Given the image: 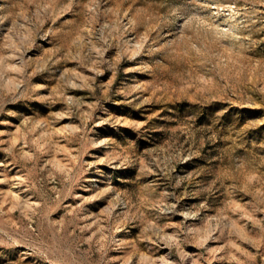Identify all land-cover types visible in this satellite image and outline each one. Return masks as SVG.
I'll use <instances>...</instances> for the list:
<instances>
[{
    "label": "rangeland",
    "instance_id": "obj_1",
    "mask_svg": "<svg viewBox=\"0 0 264 264\" xmlns=\"http://www.w3.org/2000/svg\"><path fill=\"white\" fill-rule=\"evenodd\" d=\"M0 264H264V0H0Z\"/></svg>",
    "mask_w": 264,
    "mask_h": 264
}]
</instances>
